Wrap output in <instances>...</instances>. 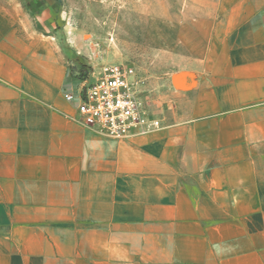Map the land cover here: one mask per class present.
Here are the masks:
<instances>
[{
  "label": "crops",
  "instance_id": "crops-1",
  "mask_svg": "<svg viewBox=\"0 0 264 264\" xmlns=\"http://www.w3.org/2000/svg\"><path fill=\"white\" fill-rule=\"evenodd\" d=\"M57 6L0 0V264H264V0L150 15L177 93L127 139L74 120Z\"/></svg>",
  "mask_w": 264,
  "mask_h": 264
},
{
  "label": "rangeland",
  "instance_id": "rangeland-1",
  "mask_svg": "<svg viewBox=\"0 0 264 264\" xmlns=\"http://www.w3.org/2000/svg\"><path fill=\"white\" fill-rule=\"evenodd\" d=\"M56 18L63 20L67 42L90 66L81 72V89L89 85L105 62L127 63L143 79L152 111H165L174 103L182 56L163 39L166 27L150 15L166 18L183 8L198 9L199 0H56ZM212 8V7H211ZM155 25L153 28L152 26ZM155 29V30H152ZM86 78V79H85Z\"/></svg>",
  "mask_w": 264,
  "mask_h": 264
},
{
  "label": "built area",
  "instance_id": "built-area-1",
  "mask_svg": "<svg viewBox=\"0 0 264 264\" xmlns=\"http://www.w3.org/2000/svg\"><path fill=\"white\" fill-rule=\"evenodd\" d=\"M94 76L78 93L66 95L68 101L76 103L78 113L73 118L77 123L114 139L148 135L159 129L160 120L149 106L144 81L135 67L105 62Z\"/></svg>",
  "mask_w": 264,
  "mask_h": 264
}]
</instances>
